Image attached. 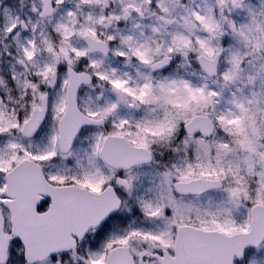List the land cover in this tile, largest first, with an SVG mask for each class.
Here are the masks:
<instances>
[{
  "label": "snow or ice",
  "instance_id": "1",
  "mask_svg": "<svg viewBox=\"0 0 264 264\" xmlns=\"http://www.w3.org/2000/svg\"><path fill=\"white\" fill-rule=\"evenodd\" d=\"M0 264H264V0H0Z\"/></svg>",
  "mask_w": 264,
  "mask_h": 264
}]
</instances>
